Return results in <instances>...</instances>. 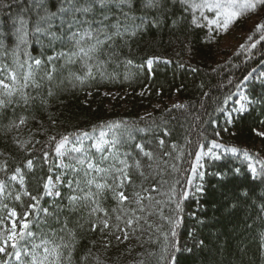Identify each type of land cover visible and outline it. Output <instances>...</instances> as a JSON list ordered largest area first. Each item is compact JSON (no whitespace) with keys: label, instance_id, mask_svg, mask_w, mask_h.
<instances>
[{"label":"snow or ice","instance_id":"snow-or-ice-1","mask_svg":"<svg viewBox=\"0 0 264 264\" xmlns=\"http://www.w3.org/2000/svg\"><path fill=\"white\" fill-rule=\"evenodd\" d=\"M176 3L192 26L208 30V43L241 18L264 10V0H0V9L16 8L10 15L11 30L0 34V134L10 139L12 149L0 150V264H102L92 252L96 240L77 256L85 232L96 234L105 249L112 246L110 237L117 243L146 237L155 249L148 255L158 264H178L176 253L193 251L180 247L177 229L184 219V202L204 191L195 181L204 178L205 158H242L251 179L264 183L259 153L228 148L216 139L206 150L198 143L194 154L185 153L192 143L187 138L185 145L170 143L171 150H165L167 128L157 149L137 142L126 122L48 137L39 156L34 151L41 141L19 137L21 128L35 119L34 112H47L61 93L127 80L132 68L143 69L145 64H135L123 51L130 52L132 40L149 27L159 28L166 21L177 26L185 17L172 19L170 5ZM248 41L240 48L251 58L264 41V21L256 24ZM36 46L39 54L34 56L29 49L35 51ZM152 64L149 58V70ZM250 76L235 85L238 91ZM231 98L226 96L223 104ZM232 111L243 115L249 109L241 104ZM232 111L227 124L234 123ZM211 123L219 126L215 120ZM252 131L264 138V131ZM213 134L219 137L221 132L214 127ZM14 152L22 159L17 161ZM185 154L192 159L185 160ZM184 163L189 167L182 169ZM233 172L240 175V168ZM214 175L223 179L225 173ZM45 197L51 210L41 206ZM260 211L264 221V204ZM259 239L264 249V231ZM195 246L203 248L204 241H194ZM245 248L239 249L242 255Z\"/></svg>","mask_w":264,"mask_h":264},{"label":"trees","instance_id":"trees-1","mask_svg":"<svg viewBox=\"0 0 264 264\" xmlns=\"http://www.w3.org/2000/svg\"><path fill=\"white\" fill-rule=\"evenodd\" d=\"M134 7L138 8V3ZM15 11V7L10 11L0 9V34L11 30L10 15ZM170 11L172 19L185 18L175 27L170 21L159 28L149 27L132 40L130 52L127 48L123 51V55L135 64H145L143 69L132 68L127 80L70 89L61 93L58 99L53 98L47 112H34L35 119L19 133L21 139L41 141L35 145L34 155L39 156L43 151L48 137L59 139L62 135L91 132L94 126L99 131V126L106 122H126L135 140L145 143L146 147L150 143L153 149H157L158 139L167 128L170 136L165 138V150H171L170 143L185 145L187 138L192 143L185 146V153L190 150L194 154L198 143H204L207 149L209 142L216 139L227 147L246 149L264 158V138L252 131L264 130V101L261 100L264 76H260L264 72V41L252 50L251 58L240 48L242 44L251 43L248 37L253 34L256 24L264 21V10L241 18L226 33L216 35L211 43L207 42L208 30L192 26L190 16L183 12L179 3L170 5ZM256 16L258 21L250 24L249 19ZM5 43L11 41L5 40ZM29 51L36 56L39 46L35 51ZM149 58L153 59L151 70L146 66ZM257 70L261 71L247 82L246 92L253 101L249 111L237 115L233 124H227L226 111L238 91L235 85ZM106 91L119 93L112 100ZM174 95L180 97V105L184 107L155 106ZM229 95L232 98L223 104ZM221 106L226 109L223 113L216 111ZM213 120L218 122V127L211 123ZM214 127L221 132L219 137L214 136ZM225 128L227 131L222 130ZM0 150H12L10 139L2 134ZM14 155L17 161L22 159V154L14 152ZM184 159L192 157L185 154ZM204 165L205 175L201 181L204 191L184 202V219L177 229L180 247L193 251L176 253L178 264H241V258L243 264H264V249H261L259 239L260 231H264V221L260 219L264 183L253 181L242 158L231 154L218 161L206 158ZM181 167L188 168L189 164L184 163ZM236 167L240 168V175L234 174ZM217 172L225 173L224 178L214 175ZM245 192L247 196L243 195ZM111 203L109 201V205ZM12 206L20 211L18 205ZM41 206L51 210V201L45 197ZM109 239L112 246L105 249L96 234L85 232L77 256L96 240L92 252L99 256L102 264H139L141 260L144 264H158L155 256L148 255L155 249L146 242V237L125 243H117L114 237ZM198 240L204 241L203 248L194 247V241ZM242 245H246L244 255L239 252Z\"/></svg>","mask_w":264,"mask_h":264},{"label":"rangeland","instance_id":"rangeland-1","mask_svg":"<svg viewBox=\"0 0 264 264\" xmlns=\"http://www.w3.org/2000/svg\"><path fill=\"white\" fill-rule=\"evenodd\" d=\"M256 21H258V17L257 16L256 17H252L251 19H249V23L250 24L255 23ZM242 29H243V27L241 26L240 32L242 31ZM259 71H261V70H257L255 72H253L251 74V76L249 77V79L240 88V90L236 92L235 97L230 100V104H229V107L227 108L226 115H227L228 111H232L233 109L239 108L241 106V104H244L245 107L249 109L250 103L248 101L251 100V99L248 97L247 92H246V90H247V82L251 81L254 77H256V73H258ZM260 76L263 77L264 76V72H261ZM106 93H107V95L111 96L112 100H114V98L118 95L119 92L106 91ZM244 97H247L248 99L245 100V99H243ZM181 102H182V100L180 99V97L178 95H174L173 97L165 100L164 102L156 103L155 106H158V107H163V106H166V105L171 106V105L180 104ZM237 115H239V113H237L235 111H232L233 118H235ZM259 131H264V130L263 129H259ZM228 148H231V147H228ZM205 150H206V148H205ZM205 159H204V161H205ZM204 161H203V163H204ZM204 167H205V165H204ZM195 182L196 183H201L200 180H196Z\"/></svg>","mask_w":264,"mask_h":264}]
</instances>
